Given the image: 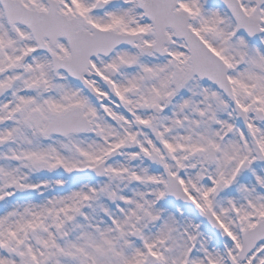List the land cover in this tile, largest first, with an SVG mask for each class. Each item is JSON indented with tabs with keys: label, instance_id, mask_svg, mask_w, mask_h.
Instances as JSON below:
<instances>
[{
	"label": "snow or ice",
	"instance_id": "6c2138e0",
	"mask_svg": "<svg viewBox=\"0 0 264 264\" xmlns=\"http://www.w3.org/2000/svg\"><path fill=\"white\" fill-rule=\"evenodd\" d=\"M0 264H264V0H0Z\"/></svg>",
	"mask_w": 264,
	"mask_h": 264
}]
</instances>
